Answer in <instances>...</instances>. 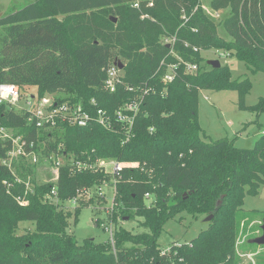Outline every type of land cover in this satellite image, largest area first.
I'll use <instances>...</instances> for the list:
<instances>
[{
	"label": "trees",
	"instance_id": "16d2710c",
	"mask_svg": "<svg viewBox=\"0 0 264 264\" xmlns=\"http://www.w3.org/2000/svg\"><path fill=\"white\" fill-rule=\"evenodd\" d=\"M208 3L220 19L206 13L202 0H155L153 8H143L153 20H142L130 0H37L0 17V85L23 92L34 87L39 96L82 105L93 117L103 110L114 124L117 109L149 90L128 142L119 124L108 131L95 121L85 127L59 122L46 130L0 105V124L28 145L33 142L39 156L38 163L16 161L13 172L3 164L11 144L0 141V264H240L235 243L241 225L257 215L243 211L245 198L264 185V133L251 149L237 148L229 139L205 142L199 98L202 91L234 90L243 108L258 113L264 112V98L246 106L252 82L234 80L222 62L218 69L209 66L203 51L227 52L253 74L264 73V0ZM182 10L190 16L185 25ZM165 37H176L173 47L164 44ZM177 57L198 70L187 72L180 65L176 80L165 83ZM116 59L124 65L122 82L110 92L105 83L108 70L118 66ZM52 155L62 158L60 177L40 183L37 169L52 167ZM98 160L138 166L116 176L78 172L73 165ZM26 183L34 190L24 197ZM103 185L115 187L108 222L116 223L121 215L141 219L138 226L144 229L134 234L116 227V253L110 241L79 243L68 231L85 205L77 197ZM53 188L57 196L47 199ZM19 196L29 201L27 206L17 201ZM68 202L77 208L66 207ZM182 214L214 217L195 239L173 244L171 255H163L160 236L169 221L184 219ZM25 222L35 224V230L21 233ZM260 225L250 229L251 235Z\"/></svg>",
	"mask_w": 264,
	"mask_h": 264
},
{
	"label": "rangeland",
	"instance_id": "374dc122",
	"mask_svg": "<svg viewBox=\"0 0 264 264\" xmlns=\"http://www.w3.org/2000/svg\"><path fill=\"white\" fill-rule=\"evenodd\" d=\"M36 1L0 0V17L7 16ZM202 2L203 6L207 10H210L209 0H202ZM114 53H116V50H112V54ZM203 54L208 61L218 60L220 55L215 53L214 50L203 51ZM219 60L222 64L230 67L234 80L248 78L252 82V90L246 96L244 102L246 106L252 107L261 98H264V73L253 74L243 62L237 60L234 56L221 57ZM116 62L122 64L119 59H116ZM35 91L34 87H27L24 89V94L34 93ZM198 119L203 129V140L208 143L220 139H229L234 141L237 148L251 149L264 133V112L258 113L243 108L239 94L234 90L202 91L199 98ZM54 173L55 170H52L50 165L45 164L37 169L36 177L40 183H45L54 178ZM101 189L102 193L106 194L104 199L94 197V194H97L96 190L94 192L92 190L86 196L82 194L81 198L77 197L78 200L85 201V205L79 216L78 223L74 224L73 218L70 220L68 231L77 238L79 243H82L86 239L93 240L99 244L106 243L110 238V234L107 231L109 225L111 226L110 228H113L114 232H116V227H121L134 234L144 232V229L138 226V222L141 219L129 221L121 219L122 216L119 215L116 223L108 222V215L113 210L114 190L110 186H105ZM77 206L69 202L66 204V207L71 210H74ZM243 211L245 213H257V215L252 216L251 221L248 223H242L241 230L244 233L245 224V229L247 228L246 233L249 234L244 233L243 235L245 236L241 240L239 239L240 232L235 243L236 255L238 256V250V252L242 251L247 254L257 255L259 246L248 244V240L257 238L262 234V230H255L251 235L250 229L259 226L261 220L264 218V185L260 187L259 193L256 196H247L245 198ZM182 216L184 219L180 220V216H178L176 220H171L166 224L159 239V245L162 250H166L175 243H189L208 228L206 218L203 216L198 219H194L187 214H182ZM26 230L34 231L35 224L28 222L21 224V233H25ZM240 241L243 242L242 245H239ZM238 258L240 264H252L246 258H240L239 256ZM256 258L257 264H264V253L258 254Z\"/></svg>",
	"mask_w": 264,
	"mask_h": 264
},
{
	"label": "built area",
	"instance_id": "2783aa9c",
	"mask_svg": "<svg viewBox=\"0 0 264 264\" xmlns=\"http://www.w3.org/2000/svg\"><path fill=\"white\" fill-rule=\"evenodd\" d=\"M132 8L138 10L141 13V19H151L153 20L149 14L143 12V8H153L155 6V0H130ZM202 8L206 11V13L214 19H220V12H213L211 10H207L204 6ZM182 20L184 21L183 25H185L189 20L190 16H188L185 10H182ZM164 44H167L169 47H173L176 42V37H165L163 40ZM188 47L189 44L186 43ZM197 47H194V51H199ZM173 55L174 51L171 52ZM215 53L220 54L221 57H228L230 54L227 52L215 51ZM178 58V63L171 64L168 66V70L163 77V81L165 83H173L176 80L178 75V70L180 65H184L187 72H195L198 70V65L190 62H185L180 57ZM121 70L118 66L111 67L107 72L106 78V89L110 92H115L117 89V84H121L122 75ZM149 94V90H145L139 97L133 102L126 103L122 105L119 109H117L114 113V118L116 124H114L112 115L107 114L103 110H98L95 117H93L88 111L84 110L82 105L72 104L71 102H62L57 103L54 95H45L39 96L37 92L27 94L18 88L17 86L11 84H2L0 85V105L7 106L8 109L27 116V119L30 123L35 124L37 128H44L46 130L55 129L59 122L60 123H69L73 126L85 127L91 122H97L103 128L108 131H115L116 126L121 125V129L124 131L125 141L128 142L132 136V129L134 127V123L136 117L140 111L141 106L143 105L146 96ZM26 95V96H25ZM0 141L10 142L11 148L7 154V158L4 159L3 164L7 166L10 170H13L14 163L20 159H27L32 161L33 163L39 162V156L35 151V144L32 142L28 145V142L23 138V136L15 135L13 129L7 128L0 124ZM65 157V155L63 156ZM52 162V170H55L53 175L52 182H57L60 177V168L62 166V158L59 156L52 155L48 159ZM78 172H83L87 170H103L104 172L111 175H118L124 168L138 166L136 163L128 164V163H120L118 161L112 160H98L95 162H83L77 161L73 164ZM16 182H21L18 178H16ZM104 187L106 185H103ZM103 186L96 188L97 194L101 197H105L106 194L102 193ZM115 186V181L113 185ZM114 190L115 196V187H111ZM34 187L30 183H26L24 197L28 196L32 193ZM93 190V189H92ZM83 194H89L92 192L91 190L82 191ZM57 196V191L55 188L52 189L51 193L47 195V199H53ZM23 196H19L17 201L22 206L28 205V200ZM149 198V195H147ZM114 199V197H113ZM76 200H74L75 203ZM107 229L110 234L109 243L112 247L114 253H116V241H115V232L113 228ZM106 228V227H105ZM245 235L241 232L239 239L242 240ZM245 242V241H244ZM242 241L239 242V245H242ZM249 243V242H248ZM182 243H175L174 246L180 247ZM239 249V246H238ZM162 250V249H161ZM239 251V250H238ZM238 256L240 258H246L251 261L252 264H257V255L264 253V246H259V251L257 255L247 254L244 252H238ZM172 246L167 248L166 250H162L163 255H171ZM255 257V258H253Z\"/></svg>",
	"mask_w": 264,
	"mask_h": 264
},
{
	"label": "water",
	"instance_id": "95a60500",
	"mask_svg": "<svg viewBox=\"0 0 264 264\" xmlns=\"http://www.w3.org/2000/svg\"><path fill=\"white\" fill-rule=\"evenodd\" d=\"M114 22H117L116 18L114 19ZM207 63H208L209 66L213 67L214 69H218V68L221 67V63H220L219 60H209ZM118 66H119L120 70L124 69V65L123 64L118 63ZM213 217H214L213 215L208 216L206 218V222L209 223L210 221H212ZM126 220H128V219H126ZM261 230H262V235L257 237V238H255V239H253V240H251L252 244H256L258 246H264V223L261 226Z\"/></svg>",
	"mask_w": 264,
	"mask_h": 264
}]
</instances>
